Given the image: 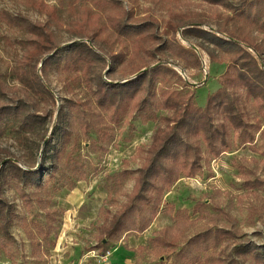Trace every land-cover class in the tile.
<instances>
[{
    "label": "rangeland",
    "instance_id": "rangeland-1",
    "mask_svg": "<svg viewBox=\"0 0 264 264\" xmlns=\"http://www.w3.org/2000/svg\"><path fill=\"white\" fill-rule=\"evenodd\" d=\"M43 1L57 7L64 25L86 20L107 29V15L116 2L132 13L133 23L141 25L149 17L155 18L161 37L159 45L172 39L164 32L171 13H186L202 21L208 30L249 36L260 47L259 57L264 65V23L230 20L233 13L223 5L202 0H107L111 4L102 7L94 0ZM224 2L236 5L239 0ZM28 3V0H0V74L10 89L16 83L13 70L23 55L20 41L24 31L2 22L1 17L6 13L33 22H48L45 15L30 8ZM52 30L62 46L79 41L65 28L53 25ZM110 36L107 42L100 41L95 47L101 48L108 62L111 53L122 51L124 41ZM180 39L184 47L190 46L200 65L169 50L156 53L155 59L141 50L151 63L167 62L175 74L161 75L155 83L157 97L152 104L125 113L119 123H114L111 114L96 104L79 75L56 68L49 71L46 82L55 102L48 98L49 103L42 107L49 105L55 112L68 101L76 104L73 110L67 108L74 127L71 141L58 170L54 174L44 172L43 189H21L14 183L5 187V196L15 207L16 218L11 236L0 239V264H232L235 261L264 264V109L246 91L233 88L228 90L237 99V111L245 128L236 130L229 125L226 152L215 158L206 155L208 161H203V169L195 178L185 177V171L179 168L180 179L164 194L157 217L147 230L140 235L123 233L110 240L105 253L101 248L102 225L108 215L127 203L137 171L144 163V151L162 126L160 118L171 115L159 106L161 93L174 90L182 96L193 95V104L205 107L209 96L222 87L226 72L233 70L232 56L212 43L183 34ZM126 41L129 59L135 55L137 40ZM124 66L125 63L118 66L115 79L122 76ZM10 97L11 93L0 104L7 103ZM223 121L222 117L217 118V122ZM252 137L254 140L250 141ZM19 138L18 133L8 128L0 138V146L18 157L32 152V157L40 163L44 147L40 137L31 136L26 146L19 144ZM207 149L204 145L205 153ZM148 210L144 219L151 216ZM49 213L54 216L50 218L47 233ZM135 221L139 223L137 217ZM163 231H168L166 237ZM170 242L175 244L171 246ZM140 245L143 249H138ZM238 248L250 251L242 257L236 254ZM255 254L262 257L261 262L254 261Z\"/></svg>",
    "mask_w": 264,
    "mask_h": 264
},
{
    "label": "trees",
    "instance_id": "trees-1",
    "mask_svg": "<svg viewBox=\"0 0 264 264\" xmlns=\"http://www.w3.org/2000/svg\"><path fill=\"white\" fill-rule=\"evenodd\" d=\"M28 1L29 7L45 15L48 22H33L22 16L2 14V22L20 27L24 31V38L20 41L23 55L13 70L15 85L10 89L0 74V101L8 99L11 93L7 103L0 104V138L8 128L20 135L18 140L21 145L26 146L31 136H39L44 143L43 157L38 163L39 159L32 157V152L18 157L10 149L0 146V239L11 236L10 230L16 218L15 207L5 196V187L14 183L21 189H43L44 172L54 174L58 170L71 141L74 127L68 109L73 110L76 104L68 101L55 112L49 105L42 107V104L49 103L48 98L55 102L46 82L52 68L79 75L96 104L111 114L114 123H119L125 113L140 111L152 104L157 97L155 83L161 75L175 74L168 68L167 62L158 60L151 63L149 58L142 56L141 50L149 53L151 59H155L156 53H161L163 49L169 50L181 59L188 62L194 59V64L200 65L190 46H183L180 39L183 34L210 42L216 49L232 56L233 70L226 72L222 87L209 96L205 107H196L193 95L182 96L174 90L161 93L159 106L171 112V115L160 118L162 126L155 131L150 147L144 151V163L137 171L127 203L113 215H108L102 225L100 240L105 253L110 240L123 233L135 232L140 235L147 230L157 217L164 194L180 179L179 168L185 171V177L195 178L203 169V161H208L206 155L219 157L228 149L229 125L236 130L245 128L237 111V99L232 97L228 88L246 91L247 96L253 98L260 109H264V65L259 57L261 49L249 36L240 37L234 31L208 30L202 21L194 20L186 13H171L164 32L172 39L159 45L158 21L149 17L144 24L133 23L132 13L119 7L116 2L107 15V29L105 25H94L86 20L64 25L57 7L43 0ZM202 1L229 8L233 13L230 20L264 23V19L260 21L264 17V0H239L236 5H228L224 0ZM94 3L102 7L111 4L107 0H94ZM53 25L65 28L71 37L79 41L62 46L52 30ZM110 35L115 40L123 38L124 41L122 51L111 53L108 62L101 48L95 47L100 41L107 42ZM126 39L137 40L134 43L135 55L129 59ZM124 63L122 76L115 79L116 69ZM219 117L224 121L217 122ZM54 139L56 143L53 145ZM253 140L254 137L250 138V141ZM204 145L209 148L206 153ZM147 210L151 216L144 219ZM46 216L49 219L46 226L49 233L54 213ZM136 217L139 223L135 221ZM162 234L166 237L168 231ZM157 240L165 244L164 240ZM169 244L173 246L175 243ZM236 251L238 256L243 257L250 250L238 248ZM253 258L256 263L262 260L258 254Z\"/></svg>",
    "mask_w": 264,
    "mask_h": 264
},
{
    "label": "crops",
    "instance_id": "crops-1",
    "mask_svg": "<svg viewBox=\"0 0 264 264\" xmlns=\"http://www.w3.org/2000/svg\"><path fill=\"white\" fill-rule=\"evenodd\" d=\"M153 226H156V223H154ZM139 244H140V243H139ZM141 246H143V245H140L139 247H141ZM139 247H138V248H139Z\"/></svg>",
    "mask_w": 264,
    "mask_h": 264
},
{
    "label": "bare ground",
    "instance_id": "bare-ground-1",
    "mask_svg": "<svg viewBox=\"0 0 264 264\" xmlns=\"http://www.w3.org/2000/svg\"><path fill=\"white\" fill-rule=\"evenodd\" d=\"M74 192V191H73Z\"/></svg>",
    "mask_w": 264,
    "mask_h": 264
}]
</instances>
